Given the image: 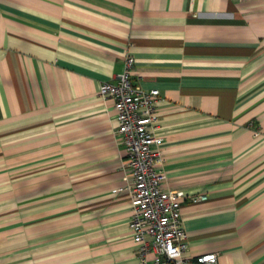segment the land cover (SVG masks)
Segmentation results:
<instances>
[{
    "label": "crops",
    "instance_id": "obj_1",
    "mask_svg": "<svg viewBox=\"0 0 264 264\" xmlns=\"http://www.w3.org/2000/svg\"><path fill=\"white\" fill-rule=\"evenodd\" d=\"M126 53L158 89L164 187L207 196L172 264H264V0H0V264H138L98 94Z\"/></svg>",
    "mask_w": 264,
    "mask_h": 264
},
{
    "label": "built area",
    "instance_id": "obj_2",
    "mask_svg": "<svg viewBox=\"0 0 264 264\" xmlns=\"http://www.w3.org/2000/svg\"><path fill=\"white\" fill-rule=\"evenodd\" d=\"M133 63L134 57L126 53L116 81L100 82L98 94L112 101L116 119L113 132L124 146V188L131 207L129 227L138 244V264H172L182 261V252L187 248V235L181 226V202L200 201L207 196L164 187L162 137L154 133L158 89H145L131 79ZM259 132L254 130L255 134ZM148 253L155 254L153 259L147 257ZM196 261L214 263L216 253L201 254Z\"/></svg>",
    "mask_w": 264,
    "mask_h": 264
}]
</instances>
